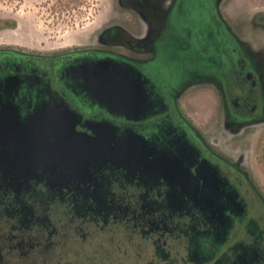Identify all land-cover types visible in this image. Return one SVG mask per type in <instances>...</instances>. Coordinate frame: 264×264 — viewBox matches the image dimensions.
<instances>
[{"label":"flooded vegetation","instance_id":"obj_1","mask_svg":"<svg viewBox=\"0 0 264 264\" xmlns=\"http://www.w3.org/2000/svg\"><path fill=\"white\" fill-rule=\"evenodd\" d=\"M49 1L60 15L81 13V0ZM114 1L128 14L125 24L107 19L67 48L0 42V129L16 130L10 137L21 143L55 119L89 135L98 125L125 136L141 162L129 157L127 168L100 164L79 181L49 184L32 162L14 159L9 164L25 178L14 186L0 178V214L17 224L8 223L5 238L18 225L39 231L52 206L96 230L138 236L156 264H264V196L248 147L214 146L264 126V11H239L235 32L223 0ZM102 75L115 87L99 92H139L137 105H98L87 79ZM199 90L216 102L219 124L210 136L183 111L184 96ZM257 146L264 172V137Z\"/></svg>","mask_w":264,"mask_h":264},{"label":"rangeland","instance_id":"obj_2","mask_svg":"<svg viewBox=\"0 0 264 264\" xmlns=\"http://www.w3.org/2000/svg\"><path fill=\"white\" fill-rule=\"evenodd\" d=\"M80 4V14L67 13L61 8L60 15L58 9L49 10V0H0V42L51 52L72 46L107 19L125 24L128 14L114 0H81ZM222 8L237 32L239 11H244L246 16L258 9L264 11V0H223ZM182 104L184 113L202 134L210 136L215 132L219 115L211 92H189ZM247 130V133L224 136L214 146L233 153L239 145L246 144L253 178L264 196V172H259L256 164L257 143L264 137V126ZM59 210L52 206L45 209L47 222L39 231L18 225L19 228L11 230V240L5 234L8 223L16 224V221L0 214V264H156L150 248L138 236L122 228L96 230ZM8 248L24 249L18 252Z\"/></svg>","mask_w":264,"mask_h":264},{"label":"water","instance_id":"obj_3","mask_svg":"<svg viewBox=\"0 0 264 264\" xmlns=\"http://www.w3.org/2000/svg\"><path fill=\"white\" fill-rule=\"evenodd\" d=\"M115 78L111 75L91 76L87 79L89 88L94 92H87L96 103L107 110L114 107L128 108L129 105H137L139 92H99V90L113 89ZM98 91V92H97ZM128 97H132L129 102ZM64 106L65 104L60 102ZM56 104V102H54ZM57 105H54V108ZM41 112H49L50 108L39 109ZM125 115L127 111L123 112ZM55 115V113H54ZM49 127L35 128L32 130V138L22 139L16 143L13 137L16 130L0 129V164L4 173L0 176L6 184L14 186L19 179L25 177L17 174L11 163L14 159L33 163L34 170H40L41 176L49 184L57 182L79 181L95 171L101 164H112L127 168L129 157L135 159L134 163L141 160L134 158V151L128 140L123 135L114 137L109 129H102L96 125L92 128V134L76 131L72 126L66 127L59 119ZM28 132L21 129L18 132ZM10 132L11 134H8ZM17 135V134H16ZM28 167V166H27ZM23 168V167H22ZM211 216L216 214L217 209L205 208ZM213 211V212H212Z\"/></svg>","mask_w":264,"mask_h":264}]
</instances>
